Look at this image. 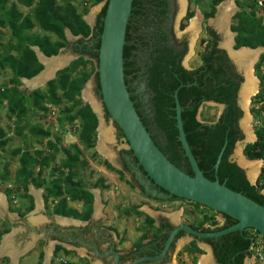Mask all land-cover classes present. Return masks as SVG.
<instances>
[{
  "label": "trees",
  "instance_id": "trees-1",
  "mask_svg": "<svg viewBox=\"0 0 264 264\" xmlns=\"http://www.w3.org/2000/svg\"><path fill=\"white\" fill-rule=\"evenodd\" d=\"M15 1L27 8H31L32 14L24 15L15 4L7 8L8 0H0V25L11 28L12 31V37L6 44L9 49L6 54L1 56L2 63L0 62V68H5L9 63L13 70V76L6 83V86L0 87V138L4 139L6 132H8L7 128L2 126V122H7L8 120L15 125V134L23 137L24 129L27 128V122H25L26 114L31 111V108L27 105L29 100L40 106L43 112H46L47 108L45 106L47 104L58 106L63 101H66L71 104V106L64 109L67 114V122L72 123L77 119L80 120L78 125L74 127V131H78L79 140L86 149H93L96 145L99 121L91 106L88 103H84L80 95L91 74H95L97 92L100 93L99 79L96 72L97 65L94 64L95 61H98L100 35L109 0H106L93 28L83 19V14L78 11V8L72 4H68L63 12L60 6L57 5V0ZM88 1L98 4L103 0ZM221 1L215 0V3ZM149 5L151 10L155 9L156 16H160V18L166 11V2L164 0L133 1L132 16L127 27L126 45L124 47L126 84H129V75L133 73L137 75L139 71V68L136 67L137 61L133 59L135 58L134 52L136 55L137 50L139 51L142 47L144 49L149 47L151 51H149L148 61V87L152 93L151 103L155 114L154 120L157 126L166 133L167 147L172 157L169 159L179 168H181L179 163L184 161L185 171L193 175L179 141L176 126L173 95L175 90L179 89L178 98L183 107L182 120L186 137L204 175L212 181L219 180L220 183L225 184L232 190L240 192L264 206V168L257 184L253 185L248 181L245 171L230 159L236 143L243 138L239 127L242 111L236 102L240 82L238 75L233 73V66L227 59L226 53L216 47L220 39L219 35L211 28H208L214 40L212 50L210 52L205 51L203 54L204 66L193 71L186 70L178 63L180 58L175 55L177 53L169 46L167 34L160 33L161 28L158 29L159 33L154 42L138 33L141 28L142 15L145 14L144 12ZM192 15L193 13H189L187 18ZM209 16H212V14ZM135 18L137 20H134ZM235 19L238 20V24L232 27V31L237 32L235 48H264V20H256L252 14L246 11L237 13ZM35 26L45 33L54 34L58 40L53 42L47 34L27 36L26 33ZM66 29L70 30L74 36H81L75 42V45H81L82 48L78 49L77 45L74 46V50L81 53L80 57L69 66L58 71L56 77L46 84L44 90L35 89L29 93L27 91H18L16 88L21 85L22 78L31 79L44 68L32 46H38L40 51L47 57L57 55L61 48L68 46L70 43L65 35ZM135 39L140 41V47L136 45L137 41ZM87 41L93 42L91 47H88L89 43L87 44ZM152 46L153 48H151ZM263 65L264 56L258 67L260 68ZM8 85L12 87H8ZM131 98L134 101L132 96ZM204 100L227 106L216 123L207 124L198 120V110ZM135 107L137 109L136 104ZM137 112L141 117L138 110ZM107 117L109 118L108 114ZM29 132L35 133L40 138H45L50 134L49 130L43 127H32ZM256 135L257 140L246 145L245 156L249 160L264 161V128L257 130ZM6 141L3 140L0 143L3 149L7 143ZM48 143L56 153L59 151L63 152L65 158L62 160L60 168L68 170L69 174L62 180L61 178H56L51 182H47V179L42 174L50 166L53 156L44 155L41 151H34L32 155L28 144L25 145L26 150L22 153L20 150L16 151L15 155H21L20 170L24 181V198L29 201L27 210L30 211L34 208L33 198L27 193L29 185L27 178L33 173V168L36 169L38 167V179L35 178L32 184L38 188L44 186L48 196L55 199L60 198L54 213L62 215L65 212L68 197L73 200H84L87 205V214L90 217L93 209V195L82 187L79 181L75 182L73 180L76 167L79 164H85V161L81 159V149L77 144H73L69 148H60L56 144L57 142L54 144L49 141ZM224 146L225 150L221 162L218 169L215 170L214 166ZM125 153L132 154V151H125ZM107 166L113 169L108 163ZM117 172L121 175L124 174L122 171ZM47 199L46 196L45 202ZM174 199L185 200L177 197H174ZM190 203L199 211L203 207L198 203ZM204 209L211 210L206 207ZM222 216L226 219V222L222 226L215 227L213 231L223 230L236 223L231 217ZM211 221L212 225L218 224L214 218ZM145 222L150 230L155 229L160 233L161 229L154 227L155 220L153 218L147 215ZM203 224L204 222L202 221L195 229L211 232L209 228L204 229ZM166 227L168 226L166 225ZM169 228L172 229V227ZM6 231L0 229V240ZM251 233L260 236L257 231L247 229L243 232L236 231L217 239H203L202 241L212 247L218 264H245L246 259L251 255L249 250L252 242ZM184 234L185 232H181L178 236ZM163 238V241H165L167 234H164ZM262 240L264 243L263 238ZM198 241L199 239L195 238L185 246L182 253L194 254V259L204 254V250L198 246ZM161 247L162 245L159 249ZM59 250L60 247L56 249L57 252Z\"/></svg>",
  "mask_w": 264,
  "mask_h": 264
},
{
  "label": "rangeland",
  "instance_id": "rangeland-1",
  "mask_svg": "<svg viewBox=\"0 0 264 264\" xmlns=\"http://www.w3.org/2000/svg\"><path fill=\"white\" fill-rule=\"evenodd\" d=\"M103 2L104 1L98 4H93L91 1L88 0H57V5L60 6L63 12L68 6V4H72L76 6L78 8V11L83 14V19L85 17V19L87 18L88 20H90L92 26L94 27L96 24L97 16L103 7ZM187 2H188V8H186L187 11H185V13H183V15L180 16L181 15L180 4L175 1L174 5L177 6V8H176V12L174 11L175 13L174 12L171 13L172 25L168 26V34H171V37H173V32H172L173 29L174 35L176 37L178 36V38H180L181 40H185L187 44V52L182 60V64L185 65L188 69H196L198 68V66H201V57L204 54L206 49L205 47L207 46V42L209 41V36L206 34L205 30H207L209 27L214 29L220 35L219 47L223 48L224 46L223 44H225L227 40V38L225 37L227 29H229L230 26L233 27L238 24V20L235 19V15L237 13L246 11L249 14H252V16L256 20H264V8L259 7L256 4V1L254 2V0H222L219 3H215V0H186V3ZM12 4H15L18 10L24 15L32 14L31 8H27L23 6V4L18 3L15 0H8V3L6 5L7 8H10ZM227 4H231L232 7L235 8L231 16L225 15L226 13L224 8ZM144 13L145 14L142 15V19L140 21L141 28L138 30V33L143 35L145 38L156 41V37L158 36L159 33L158 27H160L162 30H165L166 28L165 25L167 24V22L166 21L163 22V20L160 21L157 17H155L158 19V21L156 22L155 19L152 17L156 13L154 14V11L153 9L151 10L150 5L148 6V8ZM189 13H193V15L187 18ZM210 14H212V16H209ZM195 19L197 20L196 21L197 28L192 30L191 26ZM221 21L223 22L224 29L223 27L221 28L219 25ZM168 22L170 23V20ZM179 24L183 26L182 28H179L181 29V31H178ZM234 33L237 34V32ZM32 34H40V35L47 34L48 37H50V39L53 42L58 40L57 36H55L52 33H45L41 31L37 26H35L31 31L26 33L27 36ZM11 35H12L11 28H8L6 26L3 27L0 25V62L2 61V57H1L3 56L2 54H6V51L9 49V46L6 44L11 39L12 37ZM149 51H151L149 47H145V49L141 48L139 49V51H137V59L139 65L141 66L144 65L145 59H147V54L149 58ZM70 55H74V57H78L79 54L75 53L71 47H66V52L65 51L60 52L57 55V57L66 58V57H70ZM263 56H264V51L260 53L259 58L257 59V63L255 65L252 63V67L255 69L253 73L255 78L260 77V73H259L260 68L258 67V64L262 60ZM94 65H96V63ZM12 76H13V70L9 63L5 68L4 67L0 68V87L2 88L5 87L6 83L9 82ZM88 81H89L88 84L89 91L91 92L93 98L97 100L96 103L98 104L101 115L104 118L102 125L105 128L111 130L112 140L108 141V143L107 141L104 142L106 145L105 150H107L111 154V158H109V156L102 153L99 148L100 131H97L96 145L93 149H86L83 146V144L79 140L78 131L77 132L74 131V127L78 125V122H80V120L77 119L72 123L67 122V118H66L67 114L64 111V109L66 107L71 106V104L66 101H63L58 106L47 104L45 106L47 110L46 112H43L40 106L35 105L32 100H29L27 102V105L31 108V111L26 114L25 122H27V128L24 129L23 137L15 134V125L12 124V121L10 122L8 120L7 121L8 123L6 121L2 122V126L6 127L8 130V132H6V136L4 137V139L0 138V143L3 140L5 141L7 140L4 149L2 146H0V193H2L6 199L5 211L0 212V229L2 231L7 230L6 233L3 234L2 239L4 240L3 237L6 238L8 237V235H10L11 238L14 237L16 241V248L20 244V241L22 242L23 241L22 239L25 238L24 234H29L27 236L29 238L39 237L40 239L38 241L39 243L38 246L32 248V250H30V253L27 254L26 257L24 256L20 258V264H36V263L43 264L44 258L40 256L37 258V255L42 254L41 250L44 244V240L41 237H44V234L43 232L36 233L35 229L44 228L45 223L41 224L39 222V217L41 215H47L48 213L51 212V210L53 211V207L50 204V202L53 199H51V196H48L47 194L46 196L48 199L46 200L45 203H43L42 209H36V211L34 212H31L32 210H34V208L30 211L27 210V205H29L28 204L29 201L26 198H24V192H25L23 187L24 181L22 179V174L20 170L21 155L19 154L15 155V152L18 150H20L21 153L24 150H26L25 149L26 144L29 145V150L31 151L32 155L34 154V151H41L44 153V155L53 156L50 167L48 168H50V173L52 174V176H54L53 177L54 179L61 178V180L64 179L69 174L68 170L60 168V164H61L60 161L62 162L65 156L62 151L56 153L55 150L49 146L48 142L51 141L54 144L57 142L56 144L60 148H69L73 144H77L82 151L81 159L85 161V164H79L76 167L73 180L75 182L79 181L82 187L84 188L87 187V184H90L92 186L94 185V187L99 188L102 195L105 196L106 198V201L104 202L108 207V212L111 213V216H116V218L114 217V220L117 219V217L119 219L121 217L127 218L128 214L123 213L124 210H127L128 212L134 214L133 211H136L137 202H138L136 197L139 196L145 197L139 191H137L134 188V186H132V184L130 183L129 181V179H131L130 174L121 175L117 172V171H121L120 169L122 168V164L119 161L121 153H125V151H129V149L127 148V143L124 140V136L122 135V132L119 130L117 125L110 119V117L109 118L106 117L105 109L103 107L99 93L97 92L95 74H91ZM21 82H22L21 85L18 86V88H16L18 91L20 92L27 91L29 93L35 90L28 88V86L24 83V81L21 80ZM244 83L245 81L242 82L240 85V89L238 91L239 95H241V91L243 89ZM46 84L36 89L44 90ZM8 87H12V86L8 85ZM59 93L61 92L59 91ZM80 98L83 100L84 103L88 102L85 99V94L82 96V92ZM252 106H253V99L251 100V106H250V102L247 106L245 116L242 115L243 118H241L239 122L242 132L244 134L243 136L244 138L236 143L233 154L230 157V159L233 162H236L239 165H241L245 169V171H247V173H248V169L245 168L240 163L239 157L237 156V152L240 150L239 152L241 153V156L248 160V158L245 156V151H244L245 145L252 143L255 139L254 137L253 140L249 141L247 134V130L248 131L251 130V133L254 130L252 124V116H251L253 115L254 117L253 114L254 109H252ZM222 113H223V108L221 106L217 104H213L212 102H205L201 104L198 110V118L203 123L213 124L218 120V118ZM102 125H100V127ZM32 127L33 128L43 127L44 129L49 130L50 134L45 138H40L35 133L29 132ZM107 157L109 158L110 161L107 159ZM60 158L61 160H59ZM248 161H256V160H248ZM107 163L110 164L113 167V169H110L107 166ZM111 163L115 165V167ZM260 163L261 165H260L257 181L259 180L262 170L264 168V162L261 161ZM102 166L106 167L108 172H111L112 175L111 178L106 179L101 176L98 179L99 176L98 174H101L102 172V171H98V167H102ZM38 172H39L38 167L36 169L33 168V173H31V176L27 178L28 179L27 183L29 184L28 190L29 187H33L32 181L35 178L38 179L37 176ZM44 175L47 176V172L44 171L42 176L44 177ZM41 191L44 193L43 190ZM146 198L150 205L155 206L154 208L156 210H160L165 213H171V214L181 213L183 212L182 210L184 209L185 215L187 216L185 217V220L193 221L194 225L196 224L198 226L202 221L205 223L206 226H210L211 228H215L217 226L223 225L222 222L223 219L220 214H217L216 212H213L211 210L204 209V207H201L199 211L198 209H196L194 205H191V203L182 200L157 202L148 197ZM121 212L123 215H119ZM137 217L138 218L136 219H139L140 221L139 224L142 226V228L145 226L149 227L147 223L142 222L139 216ZM212 218H214L217 221L218 223L217 225H212V221H211ZM34 225L37 226L35 227ZM27 226L29 230L26 229ZM150 233L155 237L159 235V233L155 229H151L148 230L147 234L143 236L145 237L147 235L150 236ZM132 238L135 240V236H133ZM2 239L0 240V245ZM16 248L15 250L18 253H21ZM175 252L172 253L173 256ZM22 254H24V252L21 253V255ZM57 255L58 254H56L55 257H57ZM207 257L211 259L213 264L215 263L211 255L204 257L202 260L206 259ZM57 259L59 258L57 257ZM65 261L66 259H62V258L60 259V262L62 264H66ZM247 262L248 261L246 259L245 263ZM0 264H14V263H11L9 257L0 256ZM16 264H19V262L17 261Z\"/></svg>",
  "mask_w": 264,
  "mask_h": 264
},
{
  "label": "water",
  "instance_id": "water-1",
  "mask_svg": "<svg viewBox=\"0 0 264 264\" xmlns=\"http://www.w3.org/2000/svg\"><path fill=\"white\" fill-rule=\"evenodd\" d=\"M133 1L134 0L108 1L106 14L103 19L102 32L100 35L98 61L96 62V72L98 74L100 87L99 96L101 98L103 107L108 113L110 119L117 125L119 130L124 135V140L127 143V148L132 151L133 156L137 160L143 172H145V174L155 185L168 193V198L177 197L185 199L189 202L198 203L203 207L211 209L220 215H227L231 217L236 221V223L228 228L212 233H204L195 230L191 225L187 223L177 224L176 227L172 231H170L166 239L164 248L157 256L141 257L135 259L130 264L158 262L166 256L177 235L181 232H186V234L192 238L195 237L199 239H217L236 231L243 232L247 229H253L257 231L264 239V206L245 196L244 194L232 190L225 184L220 183L217 179L214 181L210 180L199 168L198 162L192 152L184 130L182 120L183 107L181 106L178 98L179 89L175 90L173 95L175 101L176 126L178 129L179 141L181 142L182 149L184 150V155L188 159L193 175L188 174L187 172L176 166L169 159V157L158 147L151 134L147 130L146 126L144 125L141 117L139 116L135 107V103L131 98V93L129 92L128 85L126 84L124 67V47L126 45V32L132 16ZM232 33L234 34L232 50L239 51L242 48H248L250 50L258 49H252L249 47L234 49L235 37L237 34L234 32ZM223 48L226 49L230 55L229 49L224 46ZM32 49L35 51L36 55L38 56V60L43 64L44 68L36 76L32 77L31 79L24 80H32L34 78L42 76V74L46 71L47 66L42 62V58L40 57V55L45 59H53L57 57H47L40 51L38 47H34ZM72 59H70L64 67L69 65V62ZM58 70L55 71L54 76L56 75ZM88 84L89 81L84 86L82 96L84 95V90L87 88ZM212 103L221 106L223 109L225 108V105L215 102ZM238 103L240 108L245 112V116L246 108L244 103L242 102L241 95L239 94ZM93 111L99 121V125L97 128V130L99 131L101 119L104 121V118L102 117V115L100 116V114H98V112H96L94 109ZM256 140L257 137L255 135V139L252 143H254ZM225 146L219 153L216 164L214 166L215 170H217L219 167L222 155L225 150ZM237 165L245 171V169L241 165H239L238 163ZM137 173L139 177L140 173ZM245 174L248 181L251 184L256 185L257 179H250L248 177L247 171H245ZM140 181L145 186V189H147L146 191H149L148 183H145L144 181H142V179H140ZM208 247L213 254L212 248L210 246ZM112 253L115 256V264H120L119 255L117 254V252L112 251ZM215 264H218L217 261H215Z\"/></svg>",
  "mask_w": 264,
  "mask_h": 264
},
{
  "label": "crops",
  "instance_id": "crops-1",
  "mask_svg": "<svg viewBox=\"0 0 264 264\" xmlns=\"http://www.w3.org/2000/svg\"><path fill=\"white\" fill-rule=\"evenodd\" d=\"M103 1L105 2L106 0ZM84 20L93 28L90 20H88L87 18L85 19V17ZM65 35L66 38L70 41L69 45L66 47H71L73 43H75L79 38H81V36H74L71 33V31L68 29H66ZM34 47H38V46H33L32 48ZM66 47H63L60 52L63 51L66 52ZM72 49L74 50V47H72ZM73 56L74 55H70V57H66V59L64 57H56L53 59H46V60L47 61L62 60V62H68L70 59L74 58ZM40 57L42 58V62L46 65L43 59L44 57L41 55ZM48 69L49 67L47 66L45 72H47ZM53 77L54 75L50 79H52ZM37 78H34L32 80H35ZM22 81H24V83L30 89H36L42 87L44 83L47 82L45 80L40 82V85L31 87L26 83V81H30V80H22ZM109 158L107 157L108 160ZM59 160H61V158ZM113 166L115 167V165ZM106 170L107 169L104 166L98 167V171H102L101 174H98L99 175L98 179L101 176L106 179L112 177L111 172H108V170L107 171ZM44 171L47 172V176L44 175V178L47 179V182H51L54 179L53 178L54 176H52V174L50 173V168H46ZM85 189L91 192L92 195H94V202L92 205L93 209L90 217L87 214V205L85 204L84 200H73L68 197L66 201L67 208L65 209V212L62 215H58L54 213V209L58 207L57 205L60 198L55 199L51 197V199L53 200L50 202V204L53 207V211L51 210V212L48 213L47 215H41L39 217V222L41 224L45 223L44 228L35 229L36 233L43 232L44 234V237H41L44 240V244L41 250L42 254L37 255V258L39 256L44 258L43 264H62L60 262L61 258L66 259V261H68V264H115V256L112 253V251L117 252V254L119 255V260L121 257L122 264H130L131 262L129 261V259L135 256V254H138L139 250L143 248L144 244L146 242H149L153 236L151 235V233L150 236L148 235L146 237L143 236L147 234V231L150 230V228L146 226H145L146 228L145 227L142 228V226L139 224L140 223L139 219H136L138 218L137 216H139L142 222H145L147 215L150 216L155 220L154 223L155 226L158 225V221H157L158 216L164 219L166 218L167 220H169V222H171L174 225L181 224L184 222L188 224L193 223V221L191 220H185V217L187 216L185 215L184 209L182 210L183 212L181 213H175V214L165 213L163 211L156 210L154 208L155 206L150 205L147 198L142 196L136 197L138 202H137L136 211H133L134 214L128 212L127 210H124L123 213H127L128 214L127 216L129 218L121 217L119 219L117 217V219L114 220V217L116 218V216H111V213L108 212V207L104 202L106 201V198L105 196L102 195L100 189L90 184H87V187ZM41 190H43L44 193ZM34 191L40 192L39 198L34 194ZM28 194L32 196L34 203V210H32L31 212L36 211V209H42L46 197L45 187L43 186L38 188L35 185H33V187H29ZM40 199L41 202L38 201ZM5 207L1 209L3 212L5 211ZM119 215H123L122 212ZM34 226L36 227L37 225ZM26 229H28V226L26 227ZM28 235L29 234H24L25 238L22 239L23 240L22 242L20 241L19 245L17 244L18 245L17 248L14 237L11 238V236L8 235L9 239L11 240V242L10 240L9 242L12 245V247L14 249L16 248L21 253L24 252V254L22 255L20 253L19 258H17L19 264H20V258L24 256L26 257V255L30 253V250H32V248H35L39 244L38 243V241L40 240L39 237L29 238L27 237ZM133 236H135V240L132 238ZM190 241L191 239L188 236L182 237L178 241L175 249L176 252L173 256L171 264H200L202 261L205 260V259L202 260L204 257L210 255L213 257V254L209 249V247L203 244L202 242H198V246L202 250H204L205 253L199 255L197 259H194L195 258L194 254L189 255L186 252L182 253L181 251H183L185 246L189 244ZM3 243L4 240H2L0 247L2 246ZM58 247H60V250L57 252L56 249ZM56 254H58L57 257L59 259L55 257ZM7 255L8 254L2 256L9 257L11 263H14L12 257L10 255L8 256ZM211 264H213L212 261Z\"/></svg>",
  "mask_w": 264,
  "mask_h": 264
},
{
  "label": "flooded vegetation",
  "instance_id": "flooded-vegetation-1",
  "mask_svg": "<svg viewBox=\"0 0 264 264\" xmlns=\"http://www.w3.org/2000/svg\"><path fill=\"white\" fill-rule=\"evenodd\" d=\"M164 1L166 2V6H165V10L166 11H165L164 15L161 16V18H160V16H156L155 9H154L153 11H154V14L155 15L152 16L155 19L156 22L158 21V19L159 20L161 19V21L163 20V22H165V21L167 22V24L165 25L166 26L165 30H162L161 29V32L160 33L167 34V36L169 38L168 44L174 50V52L177 53L175 55H178L177 57L180 58V60H179L178 63L183 68H185L186 70H189V71H193V70L199 69L200 67H203L204 66L203 55L201 57V66H198V68H196V69H188L185 65L182 64V60H183V58H184V56H185V54L187 52V44H186L185 40H181L180 38H178V36L176 37L174 35L173 29H172L173 37H171V34H168V26L169 25H172V15H171V13L174 12V11L176 12V8H177V6H175L174 3H175V1L177 3H179V1L178 0H175V1L174 0H164ZM186 8H188V2L186 3ZM185 11H187V10H185ZM155 17H157L158 19L155 18ZM134 20H137V18H135ZM169 20H170V23L168 22ZM179 28H182V25H180V24L178 25V31H181V29H179ZM158 29H160V27H158ZM212 30H214V29H212ZM230 30L232 31V27L231 26H230ZM205 32L209 36V41L207 42V46L205 47L206 48L205 51L206 52H210L212 50V47H213V40L214 39L210 35L208 29L205 30ZM219 37H220V35H219ZM146 39H148V38H146ZM135 40L137 41V44L136 45H139V47H140L141 46V44L139 43L140 41H138V39H135ZM219 40H218V43H217V46L216 47L218 49H220V50H223L226 53L227 59H229V61L231 62L232 66H233V73L238 75V80L240 82V84H239V89H240L241 83L246 80L245 79L246 73H244V71H243L244 68H242V66L240 67L239 65H237L236 62H238V61L231 55V53H230V55L234 59H232L230 57V55H229V53H228V51L226 49H224L222 47H219ZM92 44H93V42L91 41L89 43L88 47H91ZM223 45H225V44H223ZM78 47H79L78 49H81L82 48L81 45L78 46ZM151 48H153V46ZM142 49H143V47H142ZM234 49H236L235 48V45H234ZM136 55H135V52H134L135 58H133V59L137 61L136 67L139 68V71L137 72V75H135V73L129 75V77H128V79H129L128 89H129V91L131 93V96L134 99V103L137 105V110L141 114V118L143 119V122H144L147 130L151 134L153 140L158 145V147L171 159L172 157H171V154L168 151L169 149L167 147L168 146V141H167L166 133L157 126V123L154 120V115L155 114H154V109H153V106H152V103H151L152 93H151L150 88L148 87V61H149L148 54H147V59H145L144 65H142V66L139 65V62H138V59H137V56ZM234 60H236V62ZM238 63L241 64L240 62H238ZM256 63H257V61L254 63V65ZM241 65H243V64H241ZM254 71H255V69L253 68V73H254ZM200 74H202V72H200ZM198 76H199V74H198ZM238 94L239 93H237L236 102H237V105L239 106V103H238ZM253 96L250 97V106H251V100L254 98ZM205 102H208V101H205L204 100L202 103H205ZM209 102H212V101H209ZM222 105H225V104H222ZM226 107L227 106L225 105V108ZM239 108H240V106H239ZM224 109H223V111H224ZM241 111H242V115H244V111L242 109H241ZM105 114H106V117H107V114L108 113L106 111H105ZM239 127H240V124H239ZM240 129H241V127H240ZM241 131H242V129H241ZM242 134H243V132H242ZM247 134H248V132H247ZM252 134L255 137L256 131L253 130L252 131ZM243 136H244V134H243ZM246 145H245V147H246ZM128 156H129V158H128ZM119 161L122 164V168L120 170L124 174H128V175L130 174V176H131V179H129L130 183L143 196L148 197L150 199H153V200H155L157 202L177 201V200L174 199V197L168 198L169 197L168 193H166L165 191H163L161 188H159L157 185H155L150 180V178L145 174V172H143V170L139 166V164H138L137 160L135 159V157L133 156V154L121 153V156L119 158ZM179 165H180L181 169L183 171H185L184 161H181V163H179ZM137 172L140 173V176L139 177L137 175L138 174ZM140 179H142V181H144L145 183H148L149 191H146L147 189H145V186L142 184V182L140 181ZM151 193L154 194V195H152ZM182 201H186V202L190 203L187 200H182ZM93 202H94V195H93ZM222 219H223V224H224L226 222V219L223 216H222ZM157 221H158V225L155 226V224H154V227H156L158 229H161L159 235L156 236V237H152V239H150L149 242H146L144 244L143 248H141L139 250L138 254H135V256H133L131 259H129L130 262L134 261L135 259L141 258V257H155L164 248V245H165V242H166V239H167L166 238L165 241H163L164 234H167V237H168L170 231H172L176 227L177 224L174 225L171 222H169V220H167L166 218L164 219V218H162L160 216H158ZM184 223H186V222H184ZM166 225L168 227H166ZM189 225H191L194 229H195V227H198L196 224L194 225V222L192 224H189ZM169 227H172V229H170ZM203 228L204 229L209 228L211 230V232H205V231H201V230H198V231H201V232H204V233L217 232V231H213L214 228H211L210 226H206L205 223L203 224ZM195 230H197V229H195ZM178 235H177L175 241L171 245L168 253L166 254V256L164 258H162L158 262H145V263H147V264H171L172 263V256H173L172 253L175 252L176 244L178 243V241L182 237L188 236L186 234V232L182 236H178ZM188 237L191 239L190 242H192L195 239V237L194 238H192L190 236H188ZM197 239H199V238H197ZM202 240L203 239H199L198 242L205 243ZM205 244H207V243H205ZM161 245H162V247L159 249V247ZM207 245L210 246L209 244H207ZM212 251H213V249H212ZM213 255H214V252H213ZM214 260L216 261L215 256H214ZM120 263L122 264L121 257H120ZM145 263H142V264H145Z\"/></svg>",
  "mask_w": 264,
  "mask_h": 264
},
{
  "label": "bare ground",
  "instance_id": "bare-ground-1",
  "mask_svg": "<svg viewBox=\"0 0 264 264\" xmlns=\"http://www.w3.org/2000/svg\"><path fill=\"white\" fill-rule=\"evenodd\" d=\"M180 3V7H181V15H183V13H185L186 10V0H179ZM225 10V15H232V13L234 12L235 8L232 7L231 4H227L224 8ZM224 15V14H223ZM179 17V16H178ZM179 19V18H178ZM197 20L195 19L191 29H195L197 28L196 22ZM225 21V18H224ZM220 27H223V22L221 21L219 23ZM228 25V24H227ZM224 29V27H223ZM226 37L227 40L225 42V47L229 49L231 55L241 64H239L238 62H236V60H234L240 67L242 66V68H244V73H246L245 75V83L243 86V89L241 91V98H242V102L245 105V108L247 109V106L250 102V97L255 95L258 91V84H257V80L254 75H253V67H252V63L254 64L257 59L259 58V55L261 52H263L264 50L260 47L256 50H250L248 48H242L239 51H235L232 50V46H233V39H234V34L232 33V31L229 29H227L226 31ZM233 38V39H232ZM232 45V46H231ZM231 56V57H232ZM232 57V59H234ZM46 65L49 67L47 72H44L42 74V76H39L37 79L35 80H30V81H26V83L31 86V87H35L40 85V82L42 81H47L49 80L53 75L55 70H58L62 67H64L66 65L67 62H62L61 61H57V60H50L47 61L45 58H43ZM66 59V58H65ZM46 78V79H45ZM85 99L88 101V103L91 105V107L98 112V114H100L101 116V112H100V108L98 106V104L96 103L97 100L93 98L91 92L89 91V85L87 86V88L85 89ZM249 122V121H248ZM247 123V122H245ZM103 124V120L101 119V124ZM247 128V127H246ZM100 131V144H99V148L101 150L102 153H104L105 155L109 156L111 158V154L105 150V143L106 141L112 140V134H111V130H109L108 128H105L103 125L100 127L99 129ZM248 140H253L254 139V135L251 133V130L248 131ZM240 151V150H239ZM237 152V156L239 157L240 163L248 169V177L252 180L257 179L258 177V173H259V169H260V165H261V161H248L247 159H245L244 157L241 156L240 152ZM34 194L39 198L40 196V192L39 191H34ZM39 202H41V199L38 200ZM43 202V201H42ZM6 205V201L5 198L3 196L2 193H0V212H3L1 209L4 208ZM9 237H4V243L2 244V247L0 248V256L8 254L12 257V259L14 260V264H16L17 258H19L20 253H18L10 244L9 242ZM7 255V256H8ZM210 258L205 259L204 261L201 262V264H211V260H209Z\"/></svg>",
  "mask_w": 264,
  "mask_h": 264
},
{
  "label": "built area",
  "instance_id": "built-area-1",
  "mask_svg": "<svg viewBox=\"0 0 264 264\" xmlns=\"http://www.w3.org/2000/svg\"><path fill=\"white\" fill-rule=\"evenodd\" d=\"M259 7L264 8V0H255ZM260 77L258 79V91L253 96L254 117L252 115V124L254 131L264 128V65L259 69ZM251 255L247 258L245 264H264V243L261 236L251 233Z\"/></svg>",
  "mask_w": 264,
  "mask_h": 264
},
{
  "label": "clouds",
  "instance_id": "clouds-1",
  "mask_svg": "<svg viewBox=\"0 0 264 264\" xmlns=\"http://www.w3.org/2000/svg\"><path fill=\"white\" fill-rule=\"evenodd\" d=\"M105 3H106V1H105ZM104 5H105V4H104ZM104 5H103V6H104ZM102 8H103V7H102ZM69 42H70V41H69ZM74 44H75V43H73V45H72L71 47L76 46V45H74ZM87 44H88V43H87ZM32 47H33V46H32ZM61 49H62V48H61ZM61 49H60V50H61ZM74 52L77 53V54H79V55H78V57H74V56H73L74 58L69 62V65L71 64V62H72L73 60H76V59H78V58L80 57V54H81L80 52H76L75 50H74ZM42 53H43V52H42ZM59 53H60V52H59ZM59 53H58V54H59ZM58 54H57V55H58ZM57 55H54V56H57ZM37 58H38V57H37ZM86 58H87V57H86ZM95 63H96V61H95ZM69 65H67V66H69ZM67 66H66V67H67ZM63 68H65V67H63ZM63 68H62V69H63ZM96 69H97V68H96ZM60 70H61V69H60ZM60 70H58V71H60ZM57 73H58V72H57ZM57 73H56V75H57ZM56 75H55L53 78H55ZM24 79H27V78H22V80H24ZM50 80H51V79H50ZM50 80H49V81H50ZM49 81L45 82L44 84L48 83ZM82 91H83V89H82ZM86 103H88V102H86ZM88 104H89V103H88ZM89 105H90V104H89ZM90 106H91V105H90ZM91 108H92V107H91ZM92 110H93V108H92ZM93 112H94V111H93ZM98 124H99V123H98ZM97 131H98V130H97ZM256 136H257V135H256ZM248 160H249V159H248ZM258 161H259V160H258ZM260 161H263V160H260ZM263 162H264V161H263ZM261 238H262V237H261ZM65 263L68 264V262H66V261H65Z\"/></svg>",
  "mask_w": 264,
  "mask_h": 264
}]
</instances>
